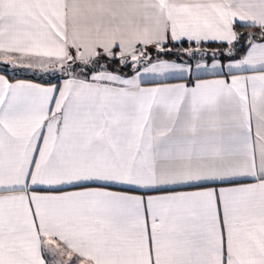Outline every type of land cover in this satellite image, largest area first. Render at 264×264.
<instances>
[{
  "label": "snow or ice",
  "instance_id": "snow-or-ice-1",
  "mask_svg": "<svg viewBox=\"0 0 264 264\" xmlns=\"http://www.w3.org/2000/svg\"><path fill=\"white\" fill-rule=\"evenodd\" d=\"M0 66V264H264V0H0Z\"/></svg>",
  "mask_w": 264,
  "mask_h": 264
},
{
  "label": "crops",
  "instance_id": "crops-1",
  "mask_svg": "<svg viewBox=\"0 0 264 264\" xmlns=\"http://www.w3.org/2000/svg\"><path fill=\"white\" fill-rule=\"evenodd\" d=\"M0 74H3V66H0ZM9 75L11 76L12 74H10L9 73ZM16 75V74H15ZM26 77H19V78H24V79H27V78H32L33 79V82H42V81H40L38 78L39 77H33V75H31V74H26L25 75ZM145 86H148V85H145Z\"/></svg>",
  "mask_w": 264,
  "mask_h": 264
},
{
  "label": "rangeland",
  "instance_id": "rangeland-1",
  "mask_svg": "<svg viewBox=\"0 0 264 264\" xmlns=\"http://www.w3.org/2000/svg\"><path fill=\"white\" fill-rule=\"evenodd\" d=\"M9 73H11V72H9ZM19 73H23V75H26V74H31V75H33L31 72L24 71V70L19 71L18 74H19ZM11 74H17V73H11ZM37 77H38V76H37Z\"/></svg>",
  "mask_w": 264,
  "mask_h": 264
},
{
  "label": "trees",
  "instance_id": "trees-1",
  "mask_svg": "<svg viewBox=\"0 0 264 264\" xmlns=\"http://www.w3.org/2000/svg\"><path fill=\"white\" fill-rule=\"evenodd\" d=\"M0 71H1V70H0ZM10 74H11V73H10ZM12 75H15V74H12ZM16 75H17L18 77H26L25 75H23V73H19V74L17 73ZM38 79L40 80V78H38ZM40 81H41V80H40Z\"/></svg>",
  "mask_w": 264,
  "mask_h": 264
}]
</instances>
